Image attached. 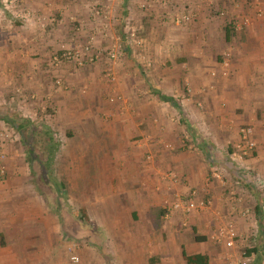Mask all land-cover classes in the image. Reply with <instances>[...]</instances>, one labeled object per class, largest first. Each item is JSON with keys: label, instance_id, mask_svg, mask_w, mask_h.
<instances>
[{"label": "crops", "instance_id": "crops-1", "mask_svg": "<svg viewBox=\"0 0 264 264\" xmlns=\"http://www.w3.org/2000/svg\"><path fill=\"white\" fill-rule=\"evenodd\" d=\"M126 1L122 0L123 7ZM19 2L32 10L33 16L24 20L0 11V74L6 73V77L16 80H40L43 78L39 67L44 64L42 56L49 47L55 48V39L61 30L59 26L63 30L66 28L64 21L69 1ZM162 2V10L156 9L154 4L148 12L157 20L146 31L161 30L164 33V39L158 41L151 37L148 41L154 68L144 69L145 73L140 75L148 92L145 96L148 101L135 107L138 114L132 120L120 116L125 112L123 107L116 108L105 128L98 121L89 123L78 119L69 124L82 140L89 142L86 143L89 151L80 156V168L71 170L67 165L64 172L56 175L65 174L62 180H55L54 184L61 187L63 193H68L67 202L79 208L75 213L81 216L83 224L96 225L97 232L90 228L95 232L93 237L99 239L105 235L112 241L113 246L107 243L109 248L103 252L104 261L109 259L106 264H185L182 249L187 254L207 253L210 264L211 261L220 264L223 254L214 253V247H211L214 250L208 249L203 233L196 235L199 240L194 236L193 241H182L172 250V234L164 223L167 214L164 215L162 200L166 198L171 204L170 201L181 199L192 189L199 196H209L212 205L202 214L188 215V222L196 223L200 231H204L208 224L215 227L219 221H231L237 232L248 235L252 242L248 264H264V188L256 181L264 180V0ZM176 9L178 12L179 9L190 11L192 20L177 23L175 18L179 13ZM75 10L81 11L80 14L85 11L82 7ZM51 15L62 16V21L52 19L53 24L48 20L44 26L49 29H40L36 19L45 18L46 21ZM160 25L162 27L158 29ZM225 59L226 66L223 65ZM137 67L136 62L135 69ZM140 76H134L136 84L141 80ZM135 83L131 82L128 88L136 89ZM187 85L191 93L186 91ZM90 112L95 120L96 110ZM157 120L164 131L155 125ZM242 124L252 127L256 148L240 165H227L231 171L227 175V181L232 185L229 188L236 190L237 199L231 197L225 201L223 193L215 191L213 181H208L209 173L206 175L205 170L210 165L204 158L223 153V150L212 148H225L228 153L238 139V128ZM87 127L89 130L95 128L99 139ZM143 134H146L147 149L153 155V160L147 164L141 152H135L137 146L129 144L136 143ZM105 136L108 142L103 145ZM130 136H137L136 140L129 142ZM183 136L189 137L200 151L175 150L170 155L162 151L163 140L176 144ZM120 140L127 143L123 152L118 151ZM71 156L74 157L67 153L64 160L73 164L75 159ZM8 193L1 195L0 190V200L7 202L4 206L27 208L25 192L21 193L23 201L16 205L12 204L15 200H10L13 193ZM38 196L35 193L33 204L27 206L34 208L35 215L38 211L40 216L43 205ZM60 198L53 200V207L55 202L60 207ZM175 218L172 217L174 222ZM178 219L183 217L178 216ZM17 220L21 221V218L0 219L3 240H7L4 228ZM45 220L46 224H52L54 232L59 230L60 214L55 219ZM67 226L70 230L71 224ZM7 246L0 247V264H19L16 253Z\"/></svg>", "mask_w": 264, "mask_h": 264}, {"label": "rangeland", "instance_id": "rangeland-1", "mask_svg": "<svg viewBox=\"0 0 264 264\" xmlns=\"http://www.w3.org/2000/svg\"><path fill=\"white\" fill-rule=\"evenodd\" d=\"M68 1L69 9L64 21L66 28L63 30L64 28L59 26L61 30L58 31L59 35L55 39V43H57L55 48L49 47L42 56L44 64L39 67L43 78L40 80H16L6 77V73L0 74V155L3 156L0 159V167H3V173H0L1 195L6 196L9 189L11 192L8 194L13 193L10 200H15L12 204L16 205L23 201L24 197L21 193L25 192V203L31 205L34 201L33 195L37 193V196L41 197L43 205L42 214L39 216L38 211L35 215L34 208H29L27 205H25L27 208L6 207L4 204L7 202L4 203L2 199L0 200V219L21 218V221L17 220L16 223L4 228L7 240H3L4 238L0 234V247L8 245L7 247L16 253L19 264H106L108 262L109 259H106L107 262L104 261L105 253L103 252L109 248L106 246L107 243L109 246H113L112 241H108L105 235H101L99 239L93 237L97 232L94 228L96 225L93 224L89 227L88 223L83 224V221H80L82 220L81 216L75 213L79 208L67 202L69 200L66 197L68 193L66 191L63 193L61 187L57 188L54 184L55 180L61 181L65 174L56 175L64 172L68 167H71V170L80 168V156L84 151H89V147L86 146V143L89 142L82 140L80 138L82 136H78L69 124L80 119L89 123L98 121L101 123L100 126L105 128L111 122V112L119 107L124 108L125 112L120 115L124 119L132 120L138 114V112L135 113V107L139 103L145 104L148 101L145 97L148 92L140 75L145 73L144 69L154 68V60L148 43L149 38H158V41L164 39V33L161 30L158 32L155 30V33L146 31L157 20L156 17H151L148 12L152 10L154 4L157 5L156 9L159 7L163 9L162 0H127L124 7L122 0ZM95 3L97 8L103 9L102 13L98 15H95L92 10ZM65 7L67 8V5ZM76 7L79 9L82 7L85 10L81 13L82 15L81 11L75 10ZM122 10L125 12H121ZM176 10L178 12V9ZM184 12L187 10L179 9L178 15ZM51 19L61 20L62 16L51 15ZM88 25L89 29H87ZM37 26L40 29H49V27H41L38 24ZM160 27L162 26L160 25L158 29ZM89 42L92 46L91 53L97 55L94 61H85L84 56L83 63L78 64L70 57H61L62 47L73 52ZM53 56H57L58 61L54 62ZM136 62L139 65L137 69H135ZM27 66L31 67L30 64ZM132 69L137 70V73ZM121 72L127 75L121 74ZM135 75L140 76L141 79L137 84ZM57 80L58 82H56ZM131 82L135 83L136 89L128 88ZM185 88L191 93L188 85ZM137 90L139 92L136 93ZM180 95L185 99L183 94ZM91 109L96 110L94 112L95 120L90 115ZM143 118L145 119V116ZM168 120L174 121L170 118ZM134 121L136 122V119ZM154 123L159 130L164 131L158 120ZM30 129L31 132H29ZM87 129L99 139L95 128L89 130L87 127ZM141 130L144 131L143 128ZM144 135L146 134L137 140V136L135 138L130 136L129 142L136 140V143L129 144L137 146L138 149L134 148L135 152H141L146 163L153 160V155L147 149L148 145ZM30 136L33 138H26ZM120 141L121 145L118 151L123 152L122 148H125L127 143ZM102 142L103 145L108 142L106 136ZM166 145H171V148ZM103 147L106 151V146ZM161 148L168 154L175 150L200 151L189 137L184 136L178 138L176 144L163 140ZM212 149L223 150V153H213L209 158H204L206 164L210 165V168L206 166L205 170L206 175L209 173L208 181H213L212 185L215 186V191L219 190V193H223L225 201L230 200L231 197L237 199L236 190H231L229 187L232 185L227 181V175L231 172L227 165H236L229 158L231 150L227 153L225 148ZM67 153L74 156H71L75 159L73 164L64 160L67 158ZM218 169H222L223 172L220 181L211 175L213 170ZM233 182L234 180H232ZM55 186L56 189H54ZM17 187H21V189L18 190ZM188 193L186 196L183 194L184 196L180 197L182 203L187 200ZM196 195L198 198L211 201L209 196H199L197 192ZM57 197H61V205L59 207L55 202L53 207L52 202L54 199L56 201ZM163 201L164 215H168L164 223H167L165 225L172 234V250L182 241L184 243L193 241L194 236L198 233L205 234L207 242L205 244L208 249L212 250L211 247H214V253L221 252L223 254V261L219 262L220 264H238L240 252L244 249H252V242L248 235L239 234L234 251V249L226 248L223 244L213 243L211 233L214 227H211L210 224L204 231H200L196 223L188 222V215H197L208 211L212 201L205 209L190 212V214L182 213L181 209L169 213L166 208L169 203L166 198H163ZM170 202L174 203L175 200ZM20 209L23 211L20 212ZM24 212L25 214H23ZM58 214L61 218L59 230L54 232L52 224H46L45 218L55 219ZM72 214L75 217H72ZM178 216L183 217L182 221L178 219ZM172 217H176V222ZM68 222L71 224L70 230L67 226ZM92 227L95 232L92 231ZM246 236L248 241L242 243L240 240ZM72 256H76L78 261H72ZM211 264H215V261H211Z\"/></svg>", "mask_w": 264, "mask_h": 264}, {"label": "built area", "instance_id": "built-area-1", "mask_svg": "<svg viewBox=\"0 0 264 264\" xmlns=\"http://www.w3.org/2000/svg\"><path fill=\"white\" fill-rule=\"evenodd\" d=\"M0 11L3 14H11L14 18L18 19H30L33 16V11L24 7L19 0H0ZM95 15H98L102 13V8H97V4H94V7L92 8ZM35 17V16H34ZM193 14L190 13V11L181 13L175 18V21L177 23H184L192 20ZM45 19V18H44ZM43 18L36 19V22L39 23L41 27H43L48 20L52 21V19L47 18L46 21H44ZM91 43H86L82 47L79 48V50H74L73 52L71 50L65 49L62 47V50L60 51L62 58H72L75 62L78 64H82L85 56V61H94L97 58V55H93L91 53ZM225 54V53H224ZM225 58V56H224ZM55 61H58L57 56H53L52 58ZM223 65L226 66V59L223 62ZM213 74V73H212ZM58 82V80L56 81ZM166 147L171 148V145H166ZM256 148V143L253 139V129L249 125H242L238 128V139L236 142H234L229 158L230 160L235 163L236 165H240L246 157L250 156L253 152V150ZM3 156L0 155V159H2ZM222 169L213 170L211 175L216 178L217 180H222L223 172ZM0 173H3V167H0ZM257 185L260 186V188H264V180L257 179ZM191 192L187 195V200L185 202H181V199L176 200L174 203H171L168 205L167 210L169 213H173L175 210L181 209V212H187L190 214V212L203 210L206 207H208L211 204V201L209 199L204 198H198L196 195V190H190ZM168 215H166L165 218H167ZM221 219V218H220ZM215 225V227L212 230L211 233V239L214 244L220 243L223 244L226 248L229 249H235V246L237 244V239L239 238V234L234 227V225L231 223V221L222 222L220 224ZM242 243L248 241V237L242 238L240 240ZM241 243V244H242ZM233 251V250H232ZM251 257V252H248V249H244L240 252L238 264H248L249 258ZM71 260L76 262L78 261V258L76 256H72Z\"/></svg>", "mask_w": 264, "mask_h": 264}, {"label": "trees", "instance_id": "trees-1", "mask_svg": "<svg viewBox=\"0 0 264 264\" xmlns=\"http://www.w3.org/2000/svg\"><path fill=\"white\" fill-rule=\"evenodd\" d=\"M31 132V129L29 130ZM29 136V135H28ZM32 136L26 137L27 139H31ZM33 138V137H32ZM196 237V236H195ZM196 240L197 237L195 238ZM203 240V239H201ZM253 249H248V252L250 253ZM181 257L185 264H210V258L207 253H193V254H187L183 249L181 250Z\"/></svg>", "mask_w": 264, "mask_h": 264}]
</instances>
